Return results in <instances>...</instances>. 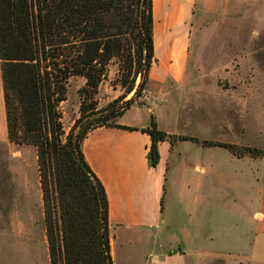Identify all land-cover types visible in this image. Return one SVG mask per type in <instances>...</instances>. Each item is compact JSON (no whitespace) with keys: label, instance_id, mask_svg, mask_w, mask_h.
I'll use <instances>...</instances> for the list:
<instances>
[{"label":"trees","instance_id":"obj_1","mask_svg":"<svg viewBox=\"0 0 264 264\" xmlns=\"http://www.w3.org/2000/svg\"><path fill=\"white\" fill-rule=\"evenodd\" d=\"M153 61L152 0H0L7 137L36 149L49 264H113L106 192L81 142L97 126L138 129L105 123L95 94L110 65H116L113 84L124 92L106 111L116 110L115 104L133 92L113 117L122 115L145 90ZM71 77L84 83L78 89L79 115L66 132L59 104ZM140 130L150 136L151 165L158 163L160 141H200L160 130L153 114ZM200 142L237 157L264 156L258 147Z\"/></svg>","mask_w":264,"mask_h":264},{"label":"crops","instance_id":"obj_2","mask_svg":"<svg viewBox=\"0 0 264 264\" xmlns=\"http://www.w3.org/2000/svg\"><path fill=\"white\" fill-rule=\"evenodd\" d=\"M198 1L152 0L154 56L159 62V48L170 39L166 33L175 13L182 16L178 23L181 46L187 47L192 8ZM217 1L222 6L225 2L214 0L215 5ZM167 62L174 64L171 70L151 78L156 86L166 81L168 73L182 79L181 52ZM177 65L181 67L176 73ZM156 94L159 98L160 93ZM156 104L165 103L155 99ZM133 108L137 112L130 114ZM155 110L147 101L134 102L116 123L138 129L97 126L81 142L83 155L106 192L113 264H117L118 250L120 264H264V156L228 153V159L248 158L254 163L246 175L251 193L241 199V207L231 209L229 199L216 194L214 180L224 177L214 148H226L202 144L201 140H215L208 131L189 135L162 128ZM151 114L160 130L200 141H160L158 163L151 165L150 136L140 130L149 125ZM0 241L25 264L43 259L49 264L36 149L8 140L1 71Z\"/></svg>","mask_w":264,"mask_h":264},{"label":"rangeland","instance_id":"obj_3","mask_svg":"<svg viewBox=\"0 0 264 264\" xmlns=\"http://www.w3.org/2000/svg\"><path fill=\"white\" fill-rule=\"evenodd\" d=\"M217 2L215 5L214 0H199L192 8L189 42L180 50L181 81L168 73L166 81L156 86L152 76L171 70L174 65L167 62L169 54H164V48L176 39L182 40L178 27L182 17H170L171 27L166 33L170 39L159 48L162 61L154 56L146 88L135 102L151 104L164 129L189 135L208 131L216 141L264 150V0H225L223 6ZM181 65H177L176 73ZM116 76V65H110L95 94L97 110L109 124L117 122L119 116L115 118L113 114L133 96L132 92L117 102L113 112L106 111L109 103L124 92L113 84ZM81 82L84 83L81 77L68 79L66 99L59 104L64 128L79 115ZM155 99L165 104L155 105ZM136 112L133 108L130 114ZM228 153L226 149L214 148L216 164L224 175L215 176V192L222 199H229L231 209L236 210L241 207V199L251 193L246 175L254 163L248 158L228 159ZM120 255L118 250L117 264L122 260ZM0 264L25 263L0 241ZM38 264L46 263L43 259Z\"/></svg>","mask_w":264,"mask_h":264},{"label":"bare ground","instance_id":"obj_4","mask_svg":"<svg viewBox=\"0 0 264 264\" xmlns=\"http://www.w3.org/2000/svg\"><path fill=\"white\" fill-rule=\"evenodd\" d=\"M154 3V2H153ZM188 3V2H187ZM183 7V6H182ZM187 7V6H186ZM184 8V7H183ZM180 9V8H179ZM182 12H185L183 9H181ZM178 14V13H177ZM175 18H181L182 16L180 15H174ZM176 31V30H175ZM174 32V31H173ZM181 43L182 40L181 39H176L175 42L169 44L167 47L164 48V54L168 55L169 54V59L170 58H177L178 54H180V50H181ZM167 60V59H166ZM179 60V58H178Z\"/></svg>","mask_w":264,"mask_h":264}]
</instances>
